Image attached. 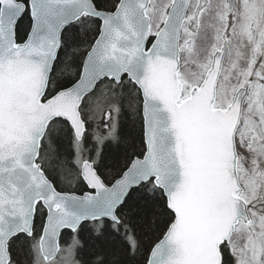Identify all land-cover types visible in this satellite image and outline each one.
<instances>
[{
	"label": "snow or ice",
	"instance_id": "1",
	"mask_svg": "<svg viewBox=\"0 0 264 264\" xmlns=\"http://www.w3.org/2000/svg\"><path fill=\"white\" fill-rule=\"evenodd\" d=\"M0 264H264V0H0Z\"/></svg>",
	"mask_w": 264,
	"mask_h": 264
},
{
	"label": "trees",
	"instance_id": "2",
	"mask_svg": "<svg viewBox=\"0 0 264 264\" xmlns=\"http://www.w3.org/2000/svg\"><path fill=\"white\" fill-rule=\"evenodd\" d=\"M27 22L25 21L24 27H26Z\"/></svg>",
	"mask_w": 264,
	"mask_h": 264
}]
</instances>
